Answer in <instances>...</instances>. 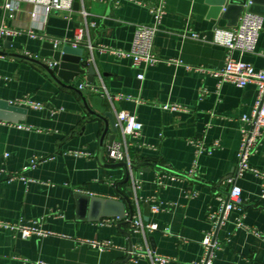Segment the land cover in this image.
Here are the masks:
<instances>
[{
    "label": "crops",
    "instance_id": "obj_1",
    "mask_svg": "<svg viewBox=\"0 0 264 264\" xmlns=\"http://www.w3.org/2000/svg\"><path fill=\"white\" fill-rule=\"evenodd\" d=\"M75 1L69 11L47 14L38 6L21 2L10 14L0 0V25L12 30L11 47L0 54V99L27 97L43 106H20V111L10 113L0 106L2 113L16 115L11 122L33 126L25 130L0 123V220L33 224L52 233L24 239L0 228V264H151L147 257L136 263L130 258L122 260L128 256L129 241L131 246L138 243L167 255V264L198 261L204 253L201 240L211 228L208 214L220 207L218 197L226 198L231 187L228 175L237 167L241 116L251 112L257 96L255 84L238 87L223 82L218 86V79L210 74L225 61L224 48L209 41L213 29L234 26L241 11L239 3L226 0L223 10L219 8L222 0ZM159 2L165 12L154 37L153 53L160 60L144 69L141 80L136 75L142 66L100 47L128 50L135 26L152 23L150 9ZM90 22L94 30L89 28L77 47L71 46L77 28ZM192 32L199 37H191ZM3 41L0 38V50ZM263 48L264 29L255 52L236 51L232 57L262 68ZM11 53L59 64L57 78L67 85L55 81L40 64ZM84 59L95 68L92 83L85 79L86 68H78L77 62ZM81 81L97 90H80ZM77 90L99 116L87 111ZM168 104L178 108H163ZM120 109L135 113L142 123L139 136L127 137V153L130 161L143 162L133 169V178L139 182L134 194L139 203L133 215L139 212L144 222L158 225L145 235L132 232L131 223L118 228L117 222H109V216L96 220L97 210L77 195L119 199L116 184L123 179L124 170L110 165L105 148L110 131L101 140V116L104 112L115 116ZM117 140H122L119 131ZM195 143L212 147L196 157V173L189 177L184 174L193 165ZM73 151L82 154L75 156ZM33 157L43 159L24 168ZM248 162L264 169V139ZM158 173L178 178L164 179L165 184L159 186L154 181ZM7 174L15 177L8 179ZM232 180L241 187V201L215 230L220 248L213 264H264L262 179L245 171ZM130 186L128 181L118 188L125 192ZM153 195L167 207L149 211L146 221L142 209L149 207L145 200ZM238 219L244 224L240 228L236 227ZM166 226L171 235L161 232ZM123 230L131 231L130 237ZM85 239H109L116 248L99 253L80 242Z\"/></svg>",
    "mask_w": 264,
    "mask_h": 264
},
{
    "label": "built area",
    "instance_id": "obj_2",
    "mask_svg": "<svg viewBox=\"0 0 264 264\" xmlns=\"http://www.w3.org/2000/svg\"><path fill=\"white\" fill-rule=\"evenodd\" d=\"M21 2L29 3L35 6H38L44 14L49 13L50 11H69L72 7L74 0H3V7L12 14L18 9V5ZM224 10L225 8L222 7ZM153 14V21L149 25H136L134 29V33L132 36V40L130 43V48L128 50L122 49H110L107 47H100L101 51H109L110 53L117 55L119 57H128L131 62L136 66H142V70L137 73L138 79H143L144 77V69L152 64L159 62V58L153 53V41L154 37L158 31V24L160 23V19L164 14L165 10L163 9L162 2H159L155 7L150 9ZM35 14V12H31ZM85 14V11H83ZM94 23H85L83 27L77 28V32L75 33L72 40H70V44L73 47H77L80 41L83 38L84 33L88 32L89 27H93ZM264 29L263 24V16L255 13L249 12L247 10H243L241 14L238 16L235 25L232 27L226 26H215L212 32V36L210 38V43L218 46H222L225 50V61L223 65L218 70L210 71V74L218 79V86L223 82L231 83L238 87H243L248 83L255 84L256 86V99L254 101V105L249 114L244 113L241 116V138L239 143V148L237 152V171L235 173V177L241 175L243 172L248 171L258 176L262 179L261 183V192L259 196L264 198V169L254 168L250 162H248L249 156L255 150L257 144L264 139V67L255 68L254 65L247 61H243L242 59H234L232 54L234 52L239 53H253L256 50L258 44V38L260 33ZM12 33V30L7 27L0 25V37L2 35H9ZM193 38H198L197 33L189 34ZM87 46H91L88 41ZM261 55L264 57V48L261 51ZM171 62V60H167ZM166 61V62H167ZM87 87L91 91H96L97 88L86 82L81 81L78 85V88L82 90V88ZM122 96V95H118ZM126 99L135 100L136 102H140L139 98H132L131 96H126ZM9 105L13 106H26L32 109H41L42 103L39 101L32 100L30 98H16L13 100H6ZM172 108L176 109L178 106L176 104H168L163 105V108ZM115 126L117 131L122 135V140L114 141L111 145V149L109 152V157L113 159L114 162L118 161H126L130 162V158L127 153V137L135 138L140 135L142 123L137 119L135 113H129L126 110H117L115 112ZM0 123H9L14 125L18 129L30 130L33 128L30 124H24L22 122L16 121L11 122L9 120L0 119ZM196 151L195 157L193 160V165L187 172L184 174L185 176L193 177L196 173V157L203 152L205 149L211 150V147H207L200 143H195ZM213 145H217V142H214ZM75 156H79L82 152L73 151ZM43 158L42 157H33L29 161L27 167H34L39 163ZM2 170H0L1 173ZM133 172V170H131ZM8 179H12L15 177L14 174H7ZM178 178L175 174H165L158 173L156 174L154 181L160 186L164 185L166 180H176ZM21 179H24L21 177ZM228 182L231 183V187L229 192L224 197H218L220 201V207L210 212L208 215L211 219V228L206 231L202 240L201 246L204 249V253L202 257L195 262L189 264H213V259L215 257L216 251L220 248V243L216 238L215 230L223 224L224 220L227 218V213L236 209L241 201V187L234 184L232 177L227 178ZM131 188L133 193L135 194L136 188L139 186V182L131 176L130 178ZM135 203L138 205L139 199L134 196ZM149 201V209L150 212H157L159 210L166 209L167 205L160 199H157L155 195L147 198ZM133 219L131 221L130 230L134 233L140 232L142 234H146L145 232H152L158 228L156 222L149 223L144 222L142 220V216L137 212L136 215L132 216ZM117 218L109 219V222H117ZM243 222L241 219H238L236 222V227L240 228L243 226ZM0 228L8 229L16 232L21 238H29L31 236H48L52 233L46 230L39 228L36 225L23 224L22 222L11 223L0 220ZM161 232L165 235H171L169 228L163 227ZM82 243H88L90 246L96 249L97 252L102 253L104 249L108 248H116V246L109 239H102V241L85 239L80 240ZM130 260L132 263H136L137 259L140 257L149 258L151 264H167L170 261V258L167 255L156 252V250H152L148 246H142L140 244H135L131 246ZM29 264H45L43 261H31Z\"/></svg>",
    "mask_w": 264,
    "mask_h": 264
},
{
    "label": "water",
    "instance_id": "obj_3",
    "mask_svg": "<svg viewBox=\"0 0 264 264\" xmlns=\"http://www.w3.org/2000/svg\"><path fill=\"white\" fill-rule=\"evenodd\" d=\"M237 1L238 7H240V12L237 15L238 16L241 14V12L243 11V9L245 8V6L247 7L246 10L249 12H255L261 15H264V0H235ZM225 2L226 0H222L220 2L219 8L222 9V7L224 6L225 8ZM229 3L232 2V0H228ZM77 2H73V5H75ZM226 9V8H225ZM236 18V20H237ZM235 25V24H234ZM91 31H93L94 29L89 27ZM0 38H2L3 41V50H0V54H6L7 52L5 51V49H9L11 47V35H2ZM12 55H16V56H20L23 57L27 60L36 62L37 64H40L45 70L46 72H48V74L55 80L57 81L59 84L61 85H67L65 84V82L63 83L62 81H60L57 78V71L59 68V64L54 63L53 65H49V64H45L43 62H41L40 60H38L37 58H33V57H29L28 55H21V54H17V53H11ZM78 63V68H86V80L90 83L94 82L93 77L95 75V68L93 66L92 63H90L87 59L82 60L81 62H77ZM77 92L80 94V96L82 97L83 103L85 105V108L87 109L88 112H90L91 114L97 115L93 110L90 109V107L88 106L87 102H86V98L81 95V92L79 90H77ZM0 106L5 107L9 110L10 112H18L20 111L21 107H17V106H13V105H9L7 103L6 100L0 99ZM104 116L102 115L101 117L104 120V125L101 128L102 134H101V140L104 137V135L108 132V130L110 131V133L108 134V139H107V143H106V153L109 154L110 152V147L112 145V143L114 142V140L116 139L117 136V128L115 126V116L111 113V112H104ZM10 114H5L2 113L0 111V119H5V120H9V121H13L16 119V115H13L11 113V117L9 116ZM18 119V118H17ZM109 162H111L110 165H114V166H122L123 170H124V176L123 179L118 181V183L116 184V192L118 194H120V197L118 200L113 199V198H99V197H93V196H88V195H80L77 194L78 196L81 197H85L86 200H88V204L87 206L90 207L91 209H96L97 213L99 216L95 217V219H99L102 216H109L113 219L117 218V227H121L122 224L125 223H131L132 219H133V212L136 209V207L138 206L133 200L132 197L134 196L133 190L130 186V188L128 190H126L125 192L120 191V189L118 188L119 184L121 183H126V182H130V178L131 176H133V172H131V170L137 168L139 165H142L143 162H137V161H130L129 163H127L126 161H118V162H114L112 158H109ZM237 171V167L235 169H233V171L231 172V174H229L228 176L234 177L235 173ZM230 189V187H229ZM229 189L226 191V196L229 192ZM149 207H143L142 212H143V216H144V220H148V214H149ZM123 218H126L125 220H122ZM123 232L125 234H127L128 237H130V233L131 231H124ZM131 250V242L129 241V245H128V251ZM130 258V253H128V256L124 259H122L123 261H127Z\"/></svg>",
    "mask_w": 264,
    "mask_h": 264
}]
</instances>
